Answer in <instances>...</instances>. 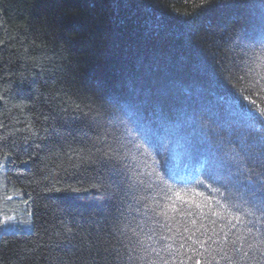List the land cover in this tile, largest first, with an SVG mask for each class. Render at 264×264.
I'll return each mask as SVG.
<instances>
[{
  "label": "trees",
  "instance_id": "1",
  "mask_svg": "<svg viewBox=\"0 0 264 264\" xmlns=\"http://www.w3.org/2000/svg\"><path fill=\"white\" fill-rule=\"evenodd\" d=\"M0 97V264H264V0H0Z\"/></svg>",
  "mask_w": 264,
  "mask_h": 264
},
{
  "label": "snow or ice",
  "instance_id": "2",
  "mask_svg": "<svg viewBox=\"0 0 264 264\" xmlns=\"http://www.w3.org/2000/svg\"><path fill=\"white\" fill-rule=\"evenodd\" d=\"M0 98H2V97H0ZM163 182V181H162ZM169 190H171V189H169ZM249 214H251V213H249ZM165 215H166V213H165ZM167 218V217H166ZM234 219H236L237 221H241V218L239 217V216H236V217H233ZM11 220V218H8V219H6V220H3V221H0V228H5V227H7L8 226V224H9V221ZM242 222V221H241ZM193 223H195V221H193ZM161 227H165V225H161ZM186 231H187V229H185ZM162 238H164V237H162ZM190 238V237H189Z\"/></svg>",
  "mask_w": 264,
  "mask_h": 264
}]
</instances>
